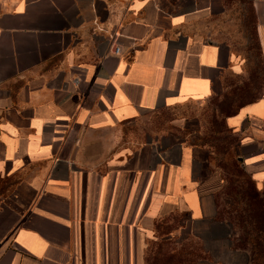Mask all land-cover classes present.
Instances as JSON below:
<instances>
[{
    "label": "crops",
    "instance_id": "obj_1",
    "mask_svg": "<svg viewBox=\"0 0 264 264\" xmlns=\"http://www.w3.org/2000/svg\"><path fill=\"white\" fill-rule=\"evenodd\" d=\"M249 1L264 64V0ZM211 3L0 0V264H145L177 218L225 235L208 150L131 130L160 110L234 98L225 125L264 188V78L250 100L244 62L204 41ZM228 250L244 262L212 264H245Z\"/></svg>",
    "mask_w": 264,
    "mask_h": 264
},
{
    "label": "rangeland",
    "instance_id": "obj_2",
    "mask_svg": "<svg viewBox=\"0 0 264 264\" xmlns=\"http://www.w3.org/2000/svg\"><path fill=\"white\" fill-rule=\"evenodd\" d=\"M103 1H107L113 7L114 16H118L131 0ZM249 2V0H212L210 22L203 33L205 42L221 45L244 62L248 79L250 71L256 73V68L261 67L252 7ZM99 14L101 17L104 16L102 11H99ZM258 73L261 89L264 75L263 71ZM227 79L229 86L240 80L237 76ZM217 104L218 102L215 101L186 103L175 108L160 110L143 117L131 130L139 135L140 140L166 137L169 131L178 132L191 141L199 137L207 139L212 124L217 122L214 127L219 130L222 126L219 121L221 117L215 121L219 116L216 113ZM205 169L206 175L217 177L216 173L218 174L219 171L215 169L214 164L207 165ZM216 194L219 195L218 212L221 218L225 219L232 202L226 197L223 188ZM219 222L226 230L223 236L195 233L191 230L190 222L182 218H177L169 225L159 226L156 244L150 245L148 249L150 253L157 254L155 260L150 256V263L174 264L182 261L183 264H212L232 259L243 263L242 258H235L228 250L229 246L236 245L242 237L239 228L236 224L230 226L227 221L221 219Z\"/></svg>",
    "mask_w": 264,
    "mask_h": 264
},
{
    "label": "trees",
    "instance_id": "obj_3",
    "mask_svg": "<svg viewBox=\"0 0 264 264\" xmlns=\"http://www.w3.org/2000/svg\"><path fill=\"white\" fill-rule=\"evenodd\" d=\"M259 65L261 67L256 68V73L250 71L249 82L245 85L251 89L250 100L252 101L257 98L256 94L259 93L261 87L258 83V72L263 71L264 75L262 60ZM229 97L227 95L221 99L211 100L218 102L215 107L219 116L216 117L215 121H218V117H221L219 120L222 124L221 129L214 127L217 122L214 125L211 123L207 139L199 137L191 141V143L197 148L208 150L206 161L208 164H214L215 169L219 171L220 177L224 182L223 191L232 202V207L227 213L228 216L223 219L218 212L219 195L216 194L214 196L217 201L215 219L217 221L220 219L227 221L230 226L236 224L242 234L239 242L231 247L232 251L241 255L245 259V264H264V188L259 190L251 175L244 169V155L240 149V138L225 125V118L234 114L236 109L239 108V106L233 105L234 98ZM239 158L242 160L241 162L238 160ZM149 253L148 250L145 253V264H151L150 256L154 260L157 256V254ZM174 264L183 263L181 261Z\"/></svg>",
    "mask_w": 264,
    "mask_h": 264
},
{
    "label": "built area",
    "instance_id": "obj_4",
    "mask_svg": "<svg viewBox=\"0 0 264 264\" xmlns=\"http://www.w3.org/2000/svg\"><path fill=\"white\" fill-rule=\"evenodd\" d=\"M119 53H120V49L118 47H115L113 50V54L119 55Z\"/></svg>",
    "mask_w": 264,
    "mask_h": 264
},
{
    "label": "water",
    "instance_id": "obj_5",
    "mask_svg": "<svg viewBox=\"0 0 264 264\" xmlns=\"http://www.w3.org/2000/svg\"><path fill=\"white\" fill-rule=\"evenodd\" d=\"M240 162L242 161L240 158L238 159Z\"/></svg>",
    "mask_w": 264,
    "mask_h": 264
}]
</instances>
